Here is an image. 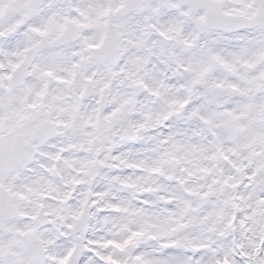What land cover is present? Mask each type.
I'll return each instance as SVG.
<instances>
[{
	"label": "snow or ice",
	"instance_id": "6c2138e0",
	"mask_svg": "<svg viewBox=\"0 0 264 264\" xmlns=\"http://www.w3.org/2000/svg\"><path fill=\"white\" fill-rule=\"evenodd\" d=\"M0 264H264V0H0Z\"/></svg>",
	"mask_w": 264,
	"mask_h": 264
}]
</instances>
